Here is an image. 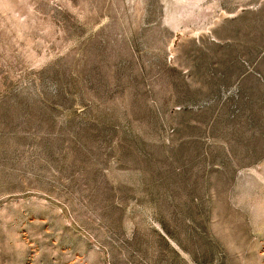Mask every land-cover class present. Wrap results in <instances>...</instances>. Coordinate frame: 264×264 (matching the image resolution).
I'll return each mask as SVG.
<instances>
[{
    "label": "rangeland",
    "instance_id": "374dc122",
    "mask_svg": "<svg viewBox=\"0 0 264 264\" xmlns=\"http://www.w3.org/2000/svg\"><path fill=\"white\" fill-rule=\"evenodd\" d=\"M0 264H264V0H0Z\"/></svg>",
    "mask_w": 264,
    "mask_h": 264
}]
</instances>
